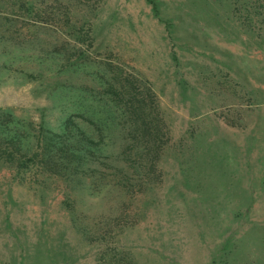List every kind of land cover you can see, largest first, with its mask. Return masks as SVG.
<instances>
[{
	"label": "rangeland",
	"instance_id": "374dc122",
	"mask_svg": "<svg viewBox=\"0 0 264 264\" xmlns=\"http://www.w3.org/2000/svg\"><path fill=\"white\" fill-rule=\"evenodd\" d=\"M1 109L0 264H264V0H0Z\"/></svg>",
	"mask_w": 264,
	"mask_h": 264
},
{
	"label": "trees",
	"instance_id": "16d2710c",
	"mask_svg": "<svg viewBox=\"0 0 264 264\" xmlns=\"http://www.w3.org/2000/svg\"><path fill=\"white\" fill-rule=\"evenodd\" d=\"M138 114L137 116H139ZM0 117H1V124L4 125L5 127H9L12 123V114L8 109H1L0 112ZM78 131L79 133H75V131ZM103 135L99 136V142H103ZM55 139L53 142V145L57 146L56 144L58 143L59 145V150L66 152L69 149V153L74 156H79L80 151L82 150L81 147L84 145V140L87 139V142H92L91 137H88V135H85L83 128L76 123L70 116L66 118L63 124V134L61 136L55 135V137H52ZM66 142H71L70 148L68 147V144ZM83 142V143H82ZM68 148V149H67ZM100 153L103 154L102 147L98 148ZM104 155V154H103Z\"/></svg>",
	"mask_w": 264,
	"mask_h": 264
}]
</instances>
